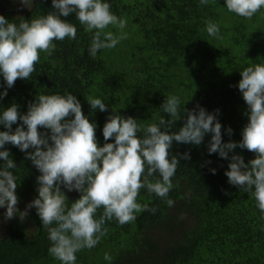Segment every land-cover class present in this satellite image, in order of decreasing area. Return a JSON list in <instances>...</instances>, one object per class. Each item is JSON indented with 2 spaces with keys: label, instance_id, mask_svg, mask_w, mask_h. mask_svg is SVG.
<instances>
[{
  "label": "trees",
  "instance_id": "1",
  "mask_svg": "<svg viewBox=\"0 0 264 264\" xmlns=\"http://www.w3.org/2000/svg\"><path fill=\"white\" fill-rule=\"evenodd\" d=\"M19 1L0 0V15L19 25L22 20L30 22L55 12L52 0H32V6L21 11L16 6ZM103 2L126 20L122 30L126 38L92 57L89 49L96 30L86 31L75 13L61 17L76 27V38L54 40L52 54L41 52L30 78L17 79L11 88L0 74V95L7 91L0 99V114L13 104L21 115L26 114L39 95L72 94L85 116L96 124L97 141L103 146L114 143V137L109 141L103 137L109 116L136 119L140 126L137 135L143 139L148 125L158 124L162 116L171 120L162 104L174 95L180 98L181 119L170 133L178 132L188 111L198 113L200 106L221 123L222 143L239 144L250 112L238 84L244 69L264 65V7L248 19L228 11L226 0H208L207 5L201 0ZM208 21L219 26L216 37L207 33ZM105 31L121 34L112 25ZM88 97L101 99L107 111L93 110ZM21 124H13L12 130ZM38 130L50 135L48 129ZM0 131L7 129L0 125ZM212 135L207 133L199 146L173 142L169 159L177 155L180 163L167 197L150 193L147 187L137 197V203L156 209L155 213H134L136 219L124 225L115 217L106 220L107 233L93 248L78 251L75 264H264V212L253 195L255 188L249 191L246 186L232 185L225 175L234 154L241 155L246 164L256 154L240 147L229 152L228 159L218 152L209 153ZM3 150L10 152L17 166L9 171L15 175L17 208L23 212L38 197L41 173L18 147L6 143ZM184 153L190 159H184ZM5 163L0 159V169ZM148 179L155 182L162 177L156 172ZM61 191L69 208L81 196L63 185ZM168 199L174 201L173 206L167 204ZM103 212V207L98 208L95 218ZM48 236L34 207L23 220L19 213L6 219V228L0 232V264H62L49 253L52 242ZM106 253L111 260L104 259Z\"/></svg>",
  "mask_w": 264,
  "mask_h": 264
},
{
  "label": "clouds",
  "instance_id": "2",
  "mask_svg": "<svg viewBox=\"0 0 264 264\" xmlns=\"http://www.w3.org/2000/svg\"><path fill=\"white\" fill-rule=\"evenodd\" d=\"M20 2L29 8L32 6V0ZM207 3L208 0H201L202 5ZM52 5L55 12L30 22L22 20L19 25L0 15V74L8 88L13 87L17 79L30 78L40 53L51 55L54 51V40L76 38V27L61 17L75 13L86 31L96 30L89 49L92 57L98 50L114 48L126 38L122 31L126 20L114 15L110 4L103 0H52ZM226 7L230 12L251 19L264 7V0H226ZM110 25L120 29L121 34L105 31ZM206 31L209 36L216 37L220 29L208 21ZM241 75L238 87L250 116L239 144L222 143L221 123L215 114L200 106H197L198 113L196 109L188 111L186 123L178 132L170 133L169 129L181 119L180 98L174 95L166 97L162 104L163 112L168 113L171 120L162 116L158 124L148 125L143 139L137 135L140 126L136 119L119 114L109 116L103 127V137L105 141L114 137V143L106 142L103 146L97 141L96 124L85 116L80 101L72 94L39 95L23 115L16 104L8 107L0 114V125L7 129L0 131V149H4L6 143L18 147L41 175L37 177L38 197L25 211L19 212L18 185L15 175L9 171L17 166L8 150L0 151V159L6 161L0 169V207L7 209L5 218L11 219L19 213L23 220L28 209L36 208L52 242L49 253L62 264H75L78 251L93 248L107 233L103 227L106 220L115 217L124 225L136 219L134 213L145 210L155 213L156 209L137 203L140 189L147 187L150 193L167 197L173 187L171 178L180 163L177 155L169 159L173 142L199 146L207 133L213 134L209 153L218 152L221 158L228 159L229 152L240 147L256 154L247 164L241 155L234 154L225 175L232 185L246 186L249 191L254 186L253 195L258 208L264 212V65L247 67ZM4 96H7L6 90L0 99ZM86 99L93 110L107 111L101 99ZM18 121L22 124L13 131L12 126ZM162 127L166 130L162 131ZM39 128L50 130V135L42 134ZM228 133L232 134L231 128ZM30 148L34 151L29 152ZM183 158L190 159V155L184 153ZM146 169L147 175H144ZM211 171L215 174L216 170ZM156 172L162 179L152 182L148 178ZM61 185L68 191L81 193L70 208ZM166 202L170 207L174 205L171 199ZM100 207L104 212L96 219L95 213ZM54 223L56 226L50 227ZM104 259L111 260V256L106 253Z\"/></svg>",
  "mask_w": 264,
  "mask_h": 264
},
{
  "label": "rangeland",
  "instance_id": "3",
  "mask_svg": "<svg viewBox=\"0 0 264 264\" xmlns=\"http://www.w3.org/2000/svg\"><path fill=\"white\" fill-rule=\"evenodd\" d=\"M16 6L18 8V10H22L24 8L25 5H23L20 1L16 2ZM72 192H75V190H73ZM7 211L6 208H4V210H2V208H0V232L1 229L3 230L4 228H6V219L3 217V214H5ZM25 211V210H23Z\"/></svg>",
  "mask_w": 264,
  "mask_h": 264
}]
</instances>
